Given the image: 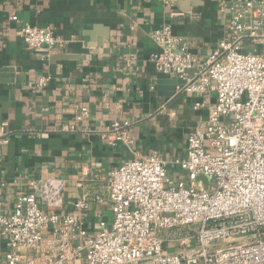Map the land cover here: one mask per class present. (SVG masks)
Instances as JSON below:
<instances>
[{"label":"built area","instance_id":"obj_1","mask_svg":"<svg viewBox=\"0 0 264 264\" xmlns=\"http://www.w3.org/2000/svg\"><path fill=\"white\" fill-rule=\"evenodd\" d=\"M228 9L226 35L200 62L171 25L151 34L161 47L157 70L185 80L179 92L216 95L206 121L189 132L186 155L167 161L152 151L112 168L113 217L101 219L93 234L81 213L90 205L87 195L75 201L74 212L42 207L62 205L65 183L34 185L9 213L0 186V236L8 238L0 264H264V0H235ZM21 34L36 52L59 47L50 27L26 24ZM49 80L42 76L38 89ZM89 116L88 106H78L62 129L75 132ZM131 126L114 120L95 132L112 145L130 146ZM7 135L2 125L0 142H9ZM168 164L186 178L176 181ZM175 231L183 235L171 237Z\"/></svg>","mask_w":264,"mask_h":264},{"label":"crops","instance_id":"obj_2","mask_svg":"<svg viewBox=\"0 0 264 264\" xmlns=\"http://www.w3.org/2000/svg\"><path fill=\"white\" fill-rule=\"evenodd\" d=\"M234 1L0 0V128L9 138L0 142L4 211L34 185L62 182V205L42 207L74 212L75 201L87 195L90 205L81 213L93 234L101 219L113 217L112 168L152 151L167 161L184 157L189 132L206 121L216 95L177 90L170 96L184 79L157 70L161 47L151 34L171 25L200 62L226 35ZM26 24L52 28L56 51L28 48L21 34ZM42 76L50 80L38 89ZM81 105L90 110L86 123L63 130ZM114 120L132 122L130 146L112 145L95 132ZM97 194L105 200L98 202ZM7 249L8 238L0 236V263Z\"/></svg>","mask_w":264,"mask_h":264},{"label":"rangeland","instance_id":"obj_3","mask_svg":"<svg viewBox=\"0 0 264 264\" xmlns=\"http://www.w3.org/2000/svg\"><path fill=\"white\" fill-rule=\"evenodd\" d=\"M169 175L170 176H172L173 178H175L176 179V181H179V180H181V179H185L186 178V172H184V171H181V170H171V169H169ZM199 182L202 184V185H204V186H206V187H208L209 186V180H208V178L206 177V176H204V175H201L200 177H199ZM54 212V211H53ZM97 227H98V225H97ZM180 232H177V231H175V232H173L172 233V235H170L171 237H173V238H176V239H178L179 238V236L181 237L183 234H179ZM225 244V242L224 241H219L218 243H217V245L218 246H221V245H224ZM172 245V244H171ZM179 245L178 244H176L173 248H177ZM179 248V247H178Z\"/></svg>","mask_w":264,"mask_h":264},{"label":"water","instance_id":"obj_4","mask_svg":"<svg viewBox=\"0 0 264 264\" xmlns=\"http://www.w3.org/2000/svg\"><path fill=\"white\" fill-rule=\"evenodd\" d=\"M180 84H185V80H179V81H177L175 83L174 90L171 92L170 96L176 94V92H177V86L180 85Z\"/></svg>","mask_w":264,"mask_h":264}]
</instances>
